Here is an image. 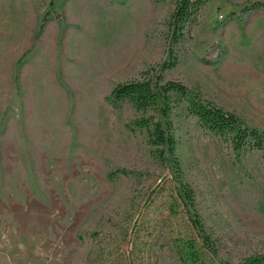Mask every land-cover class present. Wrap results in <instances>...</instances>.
<instances>
[{
  "label": "rangeland",
  "instance_id": "obj_1",
  "mask_svg": "<svg viewBox=\"0 0 264 264\" xmlns=\"http://www.w3.org/2000/svg\"><path fill=\"white\" fill-rule=\"evenodd\" d=\"M173 7L0 0V264H184L179 240L200 243L190 217L209 264L264 255L259 152L236 157L182 102L170 115L176 171L145 130L127 129L140 113L107 101L162 60ZM192 29L164 79L264 130V0H212ZM117 169L129 174L108 177Z\"/></svg>",
  "mask_w": 264,
  "mask_h": 264
},
{
  "label": "trees",
  "instance_id": "obj_2",
  "mask_svg": "<svg viewBox=\"0 0 264 264\" xmlns=\"http://www.w3.org/2000/svg\"><path fill=\"white\" fill-rule=\"evenodd\" d=\"M210 1L212 0H174L173 10L167 20L166 45L162 60L156 66L141 72L139 77L113 85L107 96V101L113 108H117L124 101L140 113V117L134 118L126 125L127 129L145 130L147 144L153 149L155 156L161 161L169 162L176 171H178V162L175 158L176 139L170 115L171 110L182 102L185 104L187 114L192 115L205 132L220 136L236 157L246 152L257 151L264 158L263 129L247 124L234 112L226 111L202 98L195 90L179 81L165 80L162 75L164 71L171 70L178 64V46L189 41L200 11ZM260 8H263L261 3L252 2L250 9ZM41 32L42 26L34 38H38ZM23 57L15 62L16 70L23 64ZM127 174L128 171L117 169L108 177ZM180 187L183 198L192 204V190L181 183ZM190 220L200 243H196L193 238L179 240V260L184 264H209L205 258L212 251L209 239L202 231L203 227L198 218L190 217ZM262 263L264 255L248 257L237 264Z\"/></svg>",
  "mask_w": 264,
  "mask_h": 264
}]
</instances>
